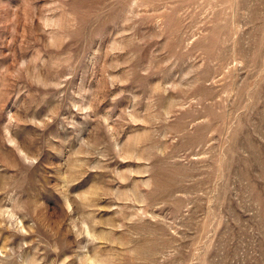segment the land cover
I'll list each match as a JSON object with an SVG mask.
<instances>
[{
    "label": "rangeland",
    "instance_id": "rangeland-1",
    "mask_svg": "<svg viewBox=\"0 0 264 264\" xmlns=\"http://www.w3.org/2000/svg\"><path fill=\"white\" fill-rule=\"evenodd\" d=\"M0 264H264V0H0Z\"/></svg>",
    "mask_w": 264,
    "mask_h": 264
}]
</instances>
